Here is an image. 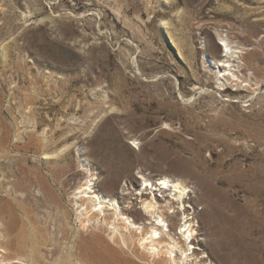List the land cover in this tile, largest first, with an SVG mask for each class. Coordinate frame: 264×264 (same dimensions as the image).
Wrapping results in <instances>:
<instances>
[{"label": "rangeland", "instance_id": "1", "mask_svg": "<svg viewBox=\"0 0 264 264\" xmlns=\"http://www.w3.org/2000/svg\"><path fill=\"white\" fill-rule=\"evenodd\" d=\"M140 175L195 187L193 264H264V0H0V264L152 260L76 197Z\"/></svg>", "mask_w": 264, "mask_h": 264}, {"label": "bare ground", "instance_id": "2", "mask_svg": "<svg viewBox=\"0 0 264 264\" xmlns=\"http://www.w3.org/2000/svg\"><path fill=\"white\" fill-rule=\"evenodd\" d=\"M221 46L224 52L222 57L236 53L226 42ZM227 66L229 65H224V67ZM140 177V182L137 179L125 180L119 191L112 195L105 194L97 188L96 178H90L84 182L83 186L77 190L76 197L87 198L86 200L94 207L93 210L85 213L87 220L92 219L90 215L93 211L102 214L104 222L111 221L113 227L110 233H113L114 236L122 235L121 240L125 244L127 243L126 235L119 230V223L122 220H127L128 225L125 227L129 231L128 234L136 235L135 237L130 235L131 239L147 248L148 255L153 257L152 260L146 259L134 251L132 253L135 254V257H129L131 264H165L163 261H166V264H193L194 259L192 260V258L195 252L190 251L189 247L193 246L192 244H195L194 246L204 245L195 241L197 229L192 223L199 217L190 193L191 190L195 193V187H190L180 178L160 176L158 181H155L144 175H140ZM135 204H138L139 207L135 208ZM107 213H110L111 217H107ZM179 215H182L183 223L178 226L179 232H173V220ZM145 219L147 222H140ZM154 219L160 224L157 225L153 222ZM165 221L170 229L166 228L168 231L164 229ZM115 227L118 228V231L115 230ZM99 228L101 227L99 226ZM113 235H109V237L114 243L116 239ZM208 257L209 255L207 259ZM122 260L125 264L128 263L125 257ZM18 261L15 260V262ZM198 263L206 264L203 259ZM207 264H212V262Z\"/></svg>", "mask_w": 264, "mask_h": 264}]
</instances>
